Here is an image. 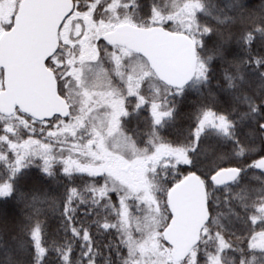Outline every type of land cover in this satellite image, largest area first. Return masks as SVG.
<instances>
[{
	"label": "snow or ice",
	"instance_id": "obj_1",
	"mask_svg": "<svg viewBox=\"0 0 264 264\" xmlns=\"http://www.w3.org/2000/svg\"><path fill=\"white\" fill-rule=\"evenodd\" d=\"M0 264H264V0H0Z\"/></svg>",
	"mask_w": 264,
	"mask_h": 264
}]
</instances>
